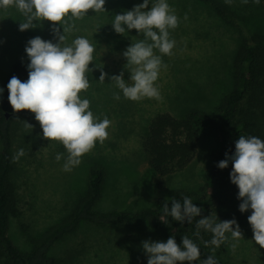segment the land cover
Here are the masks:
<instances>
[{
    "label": "rangeland",
    "instance_id": "1",
    "mask_svg": "<svg viewBox=\"0 0 264 264\" xmlns=\"http://www.w3.org/2000/svg\"><path fill=\"white\" fill-rule=\"evenodd\" d=\"M156 2L149 0V8ZM166 2L175 10L179 25L169 30L170 39L175 41L173 55H163L154 49V53L161 56L162 63L167 65L161 68L155 82L161 100L126 99L115 82L109 79L123 71L126 83H132L129 79L130 69L128 71L124 67L126 58L123 52L130 44L143 40L144 36L137 34L135 29L126 31L124 35L117 34L112 22L116 14L131 10L143 0H105L106 11L89 10L83 19L68 18V23L75 27L71 32L64 33L66 41L62 46L71 45L77 37L87 38L95 48L93 60H98L103 70L110 72L103 82L99 80L100 75L95 77L90 72L86 73L90 87L80 96L89 100V110L95 113V117L100 113L96 118L98 122L108 118L111 126L104 143L97 142L89 153L81 157L78 166L66 172L63 165L68 153L62 143L43 138L34 113L18 111V117L12 120L11 182L15 204L10 234L22 249L29 247L28 239L56 223L76 206L86 192L92 165H98L106 172L103 195L96 205L103 210H131L141 201L164 196L173 190L190 191L202 182L212 152L213 143L209 135L200 137L193 159L167 178L166 188L154 189L149 186V180L157 176L147 171L145 162L140 158L143 154L140 147L142 127L157 112L168 111L176 116L177 108L179 116L188 107L214 109L219 97L230 88V60L238 37L264 29V14L254 0H247V3L232 0L238 18L228 22L221 21L208 5L198 0ZM25 19L15 7L0 8V88L12 62L17 58L28 59L25 52L27 44H19L16 35L21 39L26 38L27 42L36 36L57 42L50 37H54V34L51 22L47 20L34 21L37 27L28 30L30 34L26 37L27 30H19V24ZM45 29L50 30L43 31ZM113 93H119L120 99H114ZM104 108L108 111L106 117L103 116L105 110L100 111ZM95 109L100 112L97 113ZM27 123L33 128L28 127ZM20 149L24 150L25 155L13 162V156ZM57 153L62 155L60 161L55 159ZM240 229L243 238L231 243V251L226 252L229 261L234 264H264V248H260L252 239L251 226L241 225ZM137 233L127 228H80L56 249L57 256L63 260L58 263L130 264L134 253L136 256L141 253L138 248L143 250L142 243H138ZM233 243L236 244L235 248L232 247ZM192 264L196 263L193 261Z\"/></svg>",
    "mask_w": 264,
    "mask_h": 264
},
{
    "label": "trees",
    "instance_id": "2",
    "mask_svg": "<svg viewBox=\"0 0 264 264\" xmlns=\"http://www.w3.org/2000/svg\"><path fill=\"white\" fill-rule=\"evenodd\" d=\"M198 1L208 5L221 21L228 22L238 18L236 6L225 3V0ZM258 6L264 14V0H260ZM28 30L26 37L30 34ZM50 37L54 41L58 39L55 36ZM16 38L19 44H27L26 38L21 39L19 35ZM28 63L29 60L24 58H17L12 62L3 80V92L0 95V264H60L58 262L63 260L57 256L56 249L80 228L96 227L103 230L132 229L138 232V243L145 240L166 242L171 236L182 247V237L187 236L200 248L201 260L212 255L218 264H234L226 256V252L231 251L230 245L233 242L230 233L226 234L228 240L216 248L210 243L213 236L211 232L199 229V237L195 235L198 231L196 224L201 217H195L191 223L187 220L181 223L174 221L170 215H165L163 209L166 203L171 207L172 198L183 203V197L187 196L194 205L202 209L201 216L212 217L215 222L235 219L239 226L249 224L247 217L251 214V209L243 213L239 211L241 200L237 198L238 187L230 181L231 160L228 167L223 169L217 164L226 158V153L228 156L234 153L235 141L239 136H256L264 140V29L238 37L230 60V88L219 97L214 109L209 111L197 106L188 107L177 116V127L175 115L168 111L157 112L142 127L140 147L143 154L140 158L145 162L147 171L157 176L149 180V186L154 189L166 188L167 178L191 162L202 135L211 137L213 144L210 160L202 182L197 187L190 191L173 190L164 196L141 201L131 210H103L96 205L103 195L106 172L98 165H92L86 192L76 206L56 223L28 239L29 247L22 249L10 234L15 204V192L11 182L12 120L18 117V112H13L8 101L7 83L12 76L22 82L26 81ZM89 67L92 69L89 72L95 77L101 71L110 73L109 70H103L96 59ZM103 110L105 108L100 111ZM95 111L100 112L97 109ZM5 112L9 113L8 117ZM107 113L105 110L103 116L106 117ZM98 114L94 117L98 118ZM129 194L127 192V196ZM206 241L209 242L207 245ZM138 250L141 252L137 253L139 257L134 253L130 264L135 261L136 264H147L144 250ZM194 262L199 264L198 261Z\"/></svg>",
    "mask_w": 264,
    "mask_h": 264
},
{
    "label": "clouds",
    "instance_id": "3",
    "mask_svg": "<svg viewBox=\"0 0 264 264\" xmlns=\"http://www.w3.org/2000/svg\"><path fill=\"white\" fill-rule=\"evenodd\" d=\"M243 2L247 3V0ZM254 2L258 4L260 0ZM225 3L230 5L232 0H225ZM104 5L105 0H0V8L15 7L26 18L25 22L19 24L20 31L37 27L34 21L47 20L51 22L52 33L58 38L56 43L40 36L29 39L25 46L29 59L28 79L22 82L12 76L7 89L13 112L29 110L34 113L43 138L58 141L67 150V160L63 165L66 172L78 166L81 157L89 153L97 142L104 143L109 135L107 130L111 121L104 118L98 122L89 110V100L81 99L80 96L90 87L86 73L92 71L89 65L93 62L94 46L84 37H77L71 45L62 46L66 41L63 33H69L75 27L68 23L69 17L83 19L89 10L106 11ZM184 18L187 19V15ZM178 25L175 10L166 0H157L151 8L149 0H143L131 10L115 15L112 27L117 34L124 35L126 31L135 29L137 34L144 36L143 40L130 44L123 52L126 58L124 67L130 69L129 79L132 83H126L123 71L109 77L126 99H162L155 82L161 68L167 65L162 63L161 56L156 55L154 49L163 55H173L175 41L170 39L169 30H174ZM106 75L101 71L99 80L103 82ZM113 98L119 100L120 94L113 93ZM27 126L33 128L29 123ZM24 155V150L20 149L13 156V162ZM225 156L217 166L226 168L231 160L229 176L230 181L238 187L237 198L241 200L239 211L243 213L251 209L247 220L252 229V239L260 248H264V140L256 136H239L235 141L234 153L231 156L226 153ZM61 158L62 155L57 153L55 159L60 161ZM163 210L165 215L181 223L185 220L191 223L195 217H201L197 221L198 231L195 235L199 237V229L211 232L213 236L210 243L216 248L228 240V233L235 241L243 238L235 219L215 222L212 217L201 216L202 209L187 196L183 197V203L172 198L171 207L166 203ZM208 243L205 242L206 245ZM181 244L182 247L171 236L166 242L143 241L147 264H192L193 261L218 264L212 255L201 260L200 248L187 236L182 237ZM232 247L235 248L236 244L233 243Z\"/></svg>",
    "mask_w": 264,
    "mask_h": 264
},
{
    "label": "water",
    "instance_id": "4",
    "mask_svg": "<svg viewBox=\"0 0 264 264\" xmlns=\"http://www.w3.org/2000/svg\"><path fill=\"white\" fill-rule=\"evenodd\" d=\"M5 116L8 117L9 116V113L8 112H5Z\"/></svg>",
    "mask_w": 264,
    "mask_h": 264
}]
</instances>
